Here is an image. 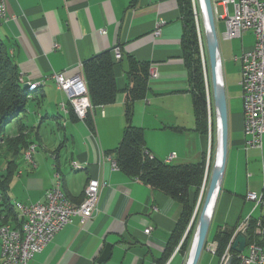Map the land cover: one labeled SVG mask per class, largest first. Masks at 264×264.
I'll return each instance as SVG.
<instances>
[{
	"label": "crops",
	"instance_id": "obj_1",
	"mask_svg": "<svg viewBox=\"0 0 264 264\" xmlns=\"http://www.w3.org/2000/svg\"><path fill=\"white\" fill-rule=\"evenodd\" d=\"M212 1L218 31V23H225V16L221 18L225 0ZM229 1L230 14L234 2ZM5 2L7 14L0 19V37L23 84L42 86L31 93L25 112L17 118V130L9 137L2 135L0 147L13 157L21 153L25 159L27 146L45 143L48 154L39 152L33 162L26 158L27 169L19 170L13 160L7 163L0 176V198L6 189L13 205L44 202L60 178L63 192L74 205H80L89 180H98L102 187L93 218L82 224L76 217L29 264H183L185 257L178 251L182 241L167 255L182 205L115 169L108 155L118 147L126 127L125 89L132 61L150 64L157 74L149 76L146 96L135 103L133 113V124L145 129L149 151L171 165L197 164L208 151V135L197 130L177 0ZM158 26L160 34L156 35ZM225 31L221 37L218 32V37L231 109L226 173L213 214L216 233L264 214L262 206L247 199L250 193L264 197V144L261 150L245 147L241 65L233 61L235 55L254 48L255 37L246 32L241 39L228 40ZM117 47L122 53L119 61L114 54ZM110 50L119 93L115 103L93 107L88 124L77 118L52 77L58 73L66 78L84 76L83 64ZM230 77L235 78L232 89L227 86ZM11 138L14 144H9ZM6 177L7 187L2 185ZM12 192L17 195L15 200ZM259 208L263 213L255 217ZM214 236L210 241L208 236L209 244L214 243ZM220 259L206 249L199 264H220Z\"/></svg>",
	"mask_w": 264,
	"mask_h": 264
},
{
	"label": "trees",
	"instance_id": "obj_2",
	"mask_svg": "<svg viewBox=\"0 0 264 264\" xmlns=\"http://www.w3.org/2000/svg\"><path fill=\"white\" fill-rule=\"evenodd\" d=\"M177 2L183 22L181 45L184 64L189 74L197 130L208 135L211 103L209 104L205 74L201 66L199 36L193 11V3L192 0H177ZM115 63L111 52H104L83 64L84 78L94 108L111 105L116 101L119 89L115 76ZM149 70L150 64L148 63L131 62L127 72L129 84L125 89L126 127L118 147L108 152V155L113 158L117 168L128 177L138 180L153 190L164 193L182 205V214L171 238L167 255L169 256L173 248L178 247L182 241L178 251L185 257L190 253L189 250L191 247H189V242L191 240V233L196 226L205 200V198L204 200L201 199L198 204L196 192L202 186L205 176L209 172L208 169L206 170V154L201 162L197 164L171 165L158 159L149 151L145 137V129L133 124L135 103L144 99L146 96ZM208 77L211 89L210 97L212 98L213 105L209 62ZM24 85L21 81L18 68L9 54V48L0 37V139H3L2 134L5 131V127L25 112L31 98V93L36 91H29V87L24 88ZM86 121L88 124L91 123L90 114L87 116ZM176 130L181 131V129ZM30 147L27 146V149H30ZM7 177L2 182V185L5 187L8 184L9 178ZM209 183L210 180L208 187ZM4 191L6 192V189L3 190L0 198V214L4 216L5 223L10 224V222H13L10 224L11 226L20 228L21 221L19 220L18 210L16 214L14 212L16 208L15 204L13 205L11 203L10 198ZM206 194L204 197H206ZM196 207L198 212L196 219L188 235L185 236L193 219ZM236 230L237 228H233L216 233L213 238L214 243L217 244L215 256L221 258L225 254ZM258 230L264 231V214L258 219L249 218L246 231L247 244L256 243L264 250V236L261 234L258 235ZM229 252L233 257L232 264H238V254L231 248Z\"/></svg>",
	"mask_w": 264,
	"mask_h": 264
},
{
	"label": "built area",
	"instance_id": "obj_3",
	"mask_svg": "<svg viewBox=\"0 0 264 264\" xmlns=\"http://www.w3.org/2000/svg\"><path fill=\"white\" fill-rule=\"evenodd\" d=\"M229 2V0H225L223 3L225 6L223 20L226 24L224 38L228 40L241 39L246 32H252L255 37L254 48L235 55L233 61L241 65L240 86L243 100L245 147L246 149L261 150L264 137V0H238L237 2L233 0V17H228L227 5ZM6 14V2L0 0L1 20L6 17ZM159 34L158 26L156 35ZM198 36L200 41L199 33ZM114 54L117 61L122 59L119 47L114 49ZM201 55L203 57L202 52ZM203 62L205 66V59ZM149 76L150 78L157 77L154 69L149 70ZM52 80L66 94L68 104L77 118L85 121L93 110V105L84 76L66 78L62 73H58L53 75ZM62 108L67 111L65 104H62ZM33 155L34 153L27 160L33 162ZM172 158L173 156L170 159ZM109 160L112 158L109 157ZM74 166L76 164H73ZM113 167L118 169L115 163H113ZM88 183H90L91 194L88 196V203L83 207H75L74 204L66 203V200L60 195V191H55V186L47 192L44 202L32 205L21 203L28 224V239L25 241L23 249H17V257L14 260H8L9 264H29L36 256L42 254L55 236L63 228L71 225L76 217L80 218L82 224H86L93 218L98 210L102 187L96 179L89 180ZM247 199L255 202L256 207L262 206L264 209L263 196L259 197L255 193H250ZM2 216L0 214V219ZM247 226L248 221H244L238 227L236 234L242 233ZM260 234H264V231H260ZM16 240H18L16 230H0V252L5 253L7 243H14L16 246ZM232 242L233 240H231L227 251ZM207 249L215 255L217 244H208ZM246 250L247 254L239 257V264H264V252L256 243L250 244ZM227 251L225 255L228 259ZM225 255L221 259V264L227 263Z\"/></svg>",
	"mask_w": 264,
	"mask_h": 264
},
{
	"label": "water",
	"instance_id": "obj_4",
	"mask_svg": "<svg viewBox=\"0 0 264 264\" xmlns=\"http://www.w3.org/2000/svg\"><path fill=\"white\" fill-rule=\"evenodd\" d=\"M199 2L205 19L203 26L205 29L204 33L206 38L207 54L209 60L210 81L212 85V95H213V101H214V107H215L216 119H217V127H218L217 149H216L217 159H216V163L214 164L208 191L198 218L197 227L193 238L191 250L189 253V260L187 264H199L202 254L207 246L208 243L207 240L215 210L214 207H216L218 197L221 192L225 178L227 159H228V149H229V110H228L226 89L224 87V78H222L223 76H221V74H223V70H222V63L220 58V42L217 31V18H216L215 7L212 0H199ZM208 82H209V78L205 73V84L209 98L210 94L208 90ZM27 87L28 85L25 84L24 88ZM211 126L212 123L210 120V127ZM208 159H209V153H208ZM208 167H209V162H207V169ZM212 208L214 209L213 212L211 211ZM195 214L187 229L185 236L188 235L192 227ZM246 221L249 222V219ZM241 224H239V226ZM258 235H260V232ZM261 235L264 236V234ZM230 248L237 254H243L245 252L247 248V238L245 236V231L242 232L241 234L240 233L236 234V237L233 240ZM232 263H233V258L230 257L227 260L226 264H232Z\"/></svg>",
	"mask_w": 264,
	"mask_h": 264
},
{
	"label": "rangeland",
	"instance_id": "obj_5",
	"mask_svg": "<svg viewBox=\"0 0 264 264\" xmlns=\"http://www.w3.org/2000/svg\"><path fill=\"white\" fill-rule=\"evenodd\" d=\"M192 3H193V11H194V15H195V21H196V25H197V30H198V33L200 34V41H201V44H200V41H199V50H200V60H201V66H202V70H203V73L205 74V70H206V67H207V71H206V75L208 77V54H207V46H206V38H205V33H204V26H203V19H202V12H201V7H200V4H199V0H192ZM232 12V11H231ZM234 13H230L228 17H233ZM225 15L221 16V17H224ZM225 24L224 22H221V23H218V32H219V37L222 36L223 32L225 31V27L224 25ZM203 50V51H202ZM201 52L203 53V57L201 55ZM205 59V66L204 67V62L203 60ZM208 61V62H207ZM209 78V77H208ZM234 82H235V78L233 77H230L227 79V86L230 87L232 89V87H234ZM232 83V84H231ZM208 90L211 92V89H210V83L208 82ZM212 99V98H211ZM211 101V100H210ZM227 101H228V110L231 109V105H230V100L229 98L227 97ZM211 103V102H210ZM32 104V102H31ZM213 106V110H210L209 112V120H211L212 122V129L211 127L209 128V132H208V139H209V145H210V149H211V153L209 155V159H208V151H209V145H208V151L206 153V156H205V160H206V165H207V162H209V167H208V171L206 176H205V180L202 184V186L199 188V190H197L196 192V195H197V203L199 204V202L202 200H204V195L207 193L208 191V182L209 180L211 179V175H212V171H213V168H214V163H215V157H216V149H217V127L215 128V124H216V113H215V109H214V105ZM18 123H20L17 119H15L11 124H9L7 127H5V131L3 132V137L6 136V137H9L12 133V131H16L17 128H18ZM215 129H216V134H215ZM211 130V132H210ZM0 133H1V128H0ZM51 135V134H50ZM210 135H211V140H210ZM52 136V135H51ZM13 141H15L14 139L11 138L9 144H14ZM45 144V143H44ZM43 143L39 144L38 145H31V146H36V150H37V147H38V150H37V153L36 151L34 152V155L33 157L34 158H37L38 155H39V152H42L43 154H48L45 149H46V146L44 145ZM263 144H264V137H263ZM28 145V144H27ZM47 145V144H46ZM58 145V144H56ZM30 147V146H29ZM50 148V147H49ZM51 150V148H50ZM10 152H6L4 148L0 147V176L4 175L5 174V168H6V165L7 163L11 162L12 160L15 161L16 163L19 164V170L21 169H24L26 168L27 169V162H26V158L28 159L27 157V154L25 153L26 157L24 159V156L23 154L19 153L17 156L13 157L11 154L9 155ZM36 153V154H35ZM5 155H8L7 158H5ZM47 160H50L49 159V156L45 157ZM206 170H207V166H206ZM205 190V192H204ZM17 198V195L15 193H11V199L12 200H15ZM255 203V202H254ZM198 204H197V207H198ZM196 207V209H197ZM18 209V208H17ZM196 211V210H195ZM197 213L195 214V217H194V221L196 219V216H197ZM263 213L262 209L259 208L258 211L255 213V217H258L260 216V214ZM193 221V223H194ZM198 222V221H197ZM217 224L215 223L214 221V218H213V221H212V225H211V231H210V235H209V241H210V238L212 236H214L216 234V227ZM196 227H197V223H196V226L194 227L193 229V232L191 233V240L189 242V247H191V244L193 242V238H194V235H195V231H196ZM215 233V234H214ZM236 233V232H235ZM214 234V235H213ZM241 234V233H240ZM236 234H234L233 236H235ZM236 237V236H235ZM235 239V238H234ZM233 239V240H234ZM209 244V243H208ZM207 244V245H208ZM206 249H207V246H206ZM191 250V249H190ZM189 250V251H190ZM208 250V249H207ZM230 249L227 251L228 255H230L231 257V254H230ZM189 253V252H188ZM226 253V252H225ZM247 252H245L244 254H246ZM224 256V255H223ZM222 256V257H223ZM221 257V259H222ZM189 259V255L185 256V260L183 262V264H187V261ZM220 259V260H221ZM228 260V259H227ZM221 264V263H220Z\"/></svg>",
	"mask_w": 264,
	"mask_h": 264
},
{
	"label": "bare ground",
	"instance_id": "obj_6",
	"mask_svg": "<svg viewBox=\"0 0 264 264\" xmlns=\"http://www.w3.org/2000/svg\"><path fill=\"white\" fill-rule=\"evenodd\" d=\"M200 4V2H199ZM201 7V5H200ZM202 12V10H201ZM1 19V18H0ZM202 19H203V24H204V14L202 12ZM205 67V66H204ZM205 73H206V70H205ZM221 76H223V74H221ZM224 78V77H222ZM42 84H33L32 86L29 87V91H35L37 90L38 87H41ZM224 87H225V82H224ZM209 94L211 95V92L209 91ZM209 95V101L211 100V104H210V110H212V99ZM213 105H214V101H213ZM215 109V107H214ZM216 113V112H215ZM216 127H217V121H216ZM217 130H218V127H217ZM211 132V130H210ZM210 140H211V135H210ZM210 147V145H209ZM35 149H36V146H31L30 149H29V152H28V158H30L31 154H33L35 152ZM211 153V149L209 148V155ZM216 159H217V155L215 157V163H216ZM214 163V164H215ZM74 168L76 169H80L81 167L76 165L74 166ZM61 179L59 178L55 184V191H60V195L62 196V198L64 200H66V203H69V204H73L71 202V200L66 196V194L63 192L62 190V182L60 181ZM89 194H91V187H90V183H88V185L86 186L85 188V199L84 201L80 204V205H74L75 207H83L85 206L87 203H88V196ZM15 207H16V210H18V213H19V220L21 221V226L20 228H14L13 226H11L10 224H7L4 222L5 218L4 216L1 217L0 219V230H11V229H14L18 232V240H16V246L14 243H7L6 244V250H5V253H1V256L3 258V264H9V261L8 260H14L16 257H17V249H23L24 247V244H25V241L28 239V224L26 222V215L25 213H23L22 211V204L17 202L15 203ZM18 208V209H17ZM215 208V207H214ZM202 209V208H201ZM199 210V209H198ZM213 208H212V212H213ZM197 212V209L196 211ZM201 212V211H200ZM211 213V212H210ZM200 215V214H199ZM199 218V217H198ZM239 228H237L238 230ZM236 230V231H237ZM245 231V236H246V231H247V228L244 230ZM243 231V232H244ZM260 232V231H259ZM236 234V233H235ZM236 236V235H235ZM235 236H233L232 240L235 238ZM247 238V237H246ZM257 245V244H256ZM250 245L247 244V249ZM259 246V245H258ZM260 247V246H259ZM261 248V247H260ZM262 249V248H261ZM263 250V249H262ZM245 252H247V250H245ZM244 252V253H245ZM238 254V260H239V257L240 256H243L245 254ZM247 254V253H246ZM225 255V254H224ZM228 255V253H227ZM230 258V255H228V259ZM233 258V257H231ZM225 259L227 260V257L225 255ZM189 260V259H188ZM188 262V261H187ZM239 264V262H238Z\"/></svg>",
	"mask_w": 264,
	"mask_h": 264
},
{
	"label": "flooded vegetation",
	"instance_id": "obj_7",
	"mask_svg": "<svg viewBox=\"0 0 264 264\" xmlns=\"http://www.w3.org/2000/svg\"><path fill=\"white\" fill-rule=\"evenodd\" d=\"M232 257V256H231Z\"/></svg>",
	"mask_w": 264,
	"mask_h": 264
}]
</instances>
